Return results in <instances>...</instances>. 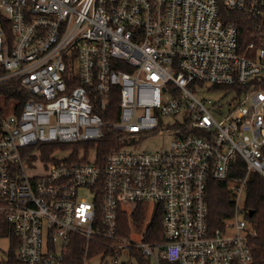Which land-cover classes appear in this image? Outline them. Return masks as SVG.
Segmentation results:
<instances>
[{
	"label": "built area",
	"instance_id": "built-area-1",
	"mask_svg": "<svg viewBox=\"0 0 264 264\" xmlns=\"http://www.w3.org/2000/svg\"><path fill=\"white\" fill-rule=\"evenodd\" d=\"M230 11L263 22L264 0H0V90L14 80L29 93L0 96L11 104L0 108V263L14 237L21 264H66L81 239L84 264H123L132 249L254 264L258 229L237 203L249 173L264 176V47L241 51ZM159 130L173 134L168 149L136 147ZM237 157L247 175L230 181L234 215L212 229L208 185L229 181ZM138 204L162 209L164 242L121 234L120 214L130 225Z\"/></svg>",
	"mask_w": 264,
	"mask_h": 264
},
{
	"label": "trees",
	"instance_id": "trees-1",
	"mask_svg": "<svg viewBox=\"0 0 264 264\" xmlns=\"http://www.w3.org/2000/svg\"><path fill=\"white\" fill-rule=\"evenodd\" d=\"M231 19H234L238 26L239 32V46L241 51L246 52L249 56L254 55V51L258 47H264V21L243 15L236 11H230L228 15ZM262 23V25H260ZM254 43L255 49L248 50L249 44ZM264 88V84L262 85ZM0 96L5 99H16L23 104L28 98L29 93L20 89L18 81H10L5 88L0 90ZM119 96L115 94L112 98V103L108 113L119 111ZM116 114L107 116V121L117 119ZM120 137L106 136L100 141L99 158L104 160L114 148L118 147ZM247 175L246 163L241 157H237L236 161L231 165L229 181L211 180L208 187V206H209V224L212 229L222 228L226 220L231 218L235 212V194L233 189L229 187L228 183L240 177ZM246 207L250 210H254L252 216H249L250 221L257 227L258 235L254 241L253 253L254 264H264V176L257 172H250L247 181ZM146 216V206L144 204H138L133 213V219L137 226H140ZM120 232L121 234L128 235L129 219L124 213L119 216ZM1 225V224H0ZM2 227L10 228L6 222L2 223ZM3 232L0 227V236ZM4 235V234H3ZM143 240L145 242H164V227H163V212L162 209L156 208L151 221L148 223ZM17 240L12 237L10 251L7 258L0 264H21L16 257ZM96 249L93 250V252ZM92 252V253H93ZM140 259L141 264H149V262L138 252L137 249H132ZM84 240H79L70 250L66 257V264H84ZM159 264H179L171 263L164 258H159ZM127 264V263H123Z\"/></svg>",
	"mask_w": 264,
	"mask_h": 264
},
{
	"label": "rangeland",
	"instance_id": "rangeland-1",
	"mask_svg": "<svg viewBox=\"0 0 264 264\" xmlns=\"http://www.w3.org/2000/svg\"><path fill=\"white\" fill-rule=\"evenodd\" d=\"M224 94L225 92H206V95L212 98H217ZM0 102L2 103L0 104V108H2L7 114H10L11 110L9 109H11L10 107L11 104H9V106L6 107L8 104L6 105L4 99H1ZM165 120L168 121L169 119L165 118ZM135 140L137 142L136 147L140 150H144V151L163 150V149H168L170 147V144L173 140V134L167 130H159L157 132H151L146 136H144L143 138L136 137ZM228 185L233 189V185H234L233 182H229ZM86 194H88L86 190L81 191V196H85ZM237 206L240 208L246 206L245 193L244 195H241L239 197ZM128 207L131 208L132 205L128 203ZM152 215H153V210L151 209L150 211H148V214L146 215L144 222L140 226H137L134 222L133 214H132L130 218L132 224L130 223L131 226L129 225L130 231L128 235L131 234L132 239L140 242L142 233L145 231L148 223L151 221ZM238 217L241 219L244 218V215L239 214ZM4 246L7 247L8 243L5 242ZM137 250L149 262V264H159L160 259L157 257V252L155 253L154 256H147L142 254L141 250L139 249ZM120 262H124L127 264H141L139 257L130 250H124L121 253ZM87 264H114V263L110 257L101 258L100 256H92L88 259Z\"/></svg>",
	"mask_w": 264,
	"mask_h": 264
},
{
	"label": "water",
	"instance_id": "water-1",
	"mask_svg": "<svg viewBox=\"0 0 264 264\" xmlns=\"http://www.w3.org/2000/svg\"><path fill=\"white\" fill-rule=\"evenodd\" d=\"M253 213H254V210L250 209V210H249V215L252 216Z\"/></svg>",
	"mask_w": 264,
	"mask_h": 264
},
{
	"label": "crops",
	"instance_id": "crops-1",
	"mask_svg": "<svg viewBox=\"0 0 264 264\" xmlns=\"http://www.w3.org/2000/svg\"><path fill=\"white\" fill-rule=\"evenodd\" d=\"M250 216V215H249Z\"/></svg>",
	"mask_w": 264,
	"mask_h": 264
}]
</instances>
